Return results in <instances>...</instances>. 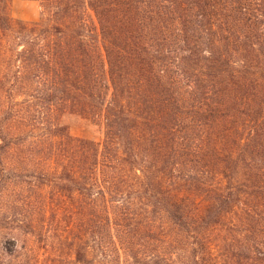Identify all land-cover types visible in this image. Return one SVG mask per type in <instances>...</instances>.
<instances>
[{
	"label": "trees",
	"instance_id": "1",
	"mask_svg": "<svg viewBox=\"0 0 264 264\" xmlns=\"http://www.w3.org/2000/svg\"><path fill=\"white\" fill-rule=\"evenodd\" d=\"M41 1L47 14L39 20L22 21L12 16L11 0H0V103L4 105L0 113L11 112L6 117L9 122L0 120V152L50 147L59 159L54 161L70 172L69 178L81 185L79 190L88 186L94 201L109 198L118 190V181L146 183L149 179L164 187L161 192L172 199L168 205L173 215L187 216L180 205L183 194L165 190L168 174L159 161H168L176 144L192 137L191 126L196 124L182 119L177 98L166 86L167 74L171 69L179 76L186 72L182 43H188L189 36L201 29L219 36L221 43L225 38L244 53L235 72L226 67L230 64L227 56L204 55L211 77L228 76L231 71L247 84L251 78L256 80L257 69L264 67V0ZM88 10L100 24L102 49L87 33ZM144 36H151L152 43ZM106 63L110 83L104 80ZM242 83L237 82L235 106L211 105L209 117L227 120L225 126L235 125V120H229L233 118L238 124L240 117L250 123V143L245 148L256 158L260 151L257 140L264 139V100ZM47 102L49 106L43 104ZM22 104L29 107L22 111ZM68 105L105 117V149L107 153L112 150L113 156L101 153L94 140L73 136L61 124L46 125L48 111ZM19 120L23 127L17 125ZM210 137H193L191 153L202 163L197 179L207 178L217 169L215 164H229L236 155ZM142 143L151 148L149 169L132 166L134 161L126 157ZM117 144L122 151L113 153ZM108 168L116 173L111 172V180ZM249 168L251 177L259 176ZM234 175L227 177L234 180Z\"/></svg>",
	"mask_w": 264,
	"mask_h": 264
},
{
	"label": "rangeland",
	"instance_id": "2",
	"mask_svg": "<svg viewBox=\"0 0 264 264\" xmlns=\"http://www.w3.org/2000/svg\"><path fill=\"white\" fill-rule=\"evenodd\" d=\"M11 14L17 20L35 21L47 12L41 0H11ZM86 15L87 33L102 49L98 19L92 10ZM207 32L195 30L188 43H182L186 72L179 76L171 69L166 77L182 119L196 124L191 126L192 137L176 144L168 161H159L168 174L165 190L183 194L180 205L187 216L173 215L168 205L172 199L161 192L162 185L149 179L146 183L118 181V190L109 198L94 201L88 186L79 190L81 185L69 178L70 172L54 161L59 159L50 147L1 151L0 264H264V139L257 140L260 151L253 158L252 150L245 148L250 143V123L240 117L238 124L236 118L229 119L237 125L225 126L227 120L209 117L211 105L235 106L240 81L264 100V67L257 69L256 80L251 78L248 84L236 73L234 78L231 71L228 76L211 77L205 56L211 52L227 56L230 64L226 67L235 72L244 53L225 38L227 43H221L219 36ZM149 37L144 36L152 43ZM261 41L264 45V36ZM107 71L106 63L104 80L110 83ZM111 93L112 89L109 96ZM1 104L0 110L4 108ZM23 106L22 111L29 107ZM10 113H0V120L9 122ZM44 120L48 126H65L73 136L94 140L101 153L113 156L112 150L107 153L105 149L103 115L68 105L48 111ZM17 125L23 127L20 120ZM200 135L208 140L213 135L236 155L229 164H215L217 169L207 178L197 179L202 163L191 153V144ZM118 146L113 153L122 151ZM126 157L134 161L132 166L147 169L153 158L147 143ZM249 166L259 176L251 177ZM107 170L108 178L113 179L110 174L116 173ZM230 174H235L234 180L227 177Z\"/></svg>",
	"mask_w": 264,
	"mask_h": 264
}]
</instances>
